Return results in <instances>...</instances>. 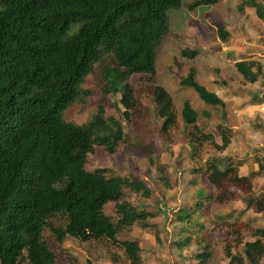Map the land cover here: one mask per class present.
<instances>
[{
	"label": "trees",
	"instance_id": "1",
	"mask_svg": "<svg viewBox=\"0 0 264 264\" xmlns=\"http://www.w3.org/2000/svg\"><path fill=\"white\" fill-rule=\"evenodd\" d=\"M188 1L0 0V264H79L64 247L68 237L86 246L92 257L88 264H144L139 244L121 236L135 226L151 227L154 215L127 197L147 201L153 190L141 177L87 169L98 148L114 155L128 142L122 119L134 118L141 148L144 139L152 142L148 129L154 119L160 121V135L169 144L183 129L186 147H194L189 158L192 172L214 187L209 201L226 205L240 201V195H255L257 178L243 176L232 158L218 155L236 137L223 99L197 81L194 67L179 75L178 83L194 91L207 109L197 110L189 99L179 109L156 80L160 50L172 35V14L221 0H197L191 7ZM250 7L264 20L263 2L243 0L239 9L246 13ZM218 34L223 43H231L233 36L225 25L219 26ZM180 55L188 61L197 58L189 49ZM173 64L182 66L179 59ZM239 65L245 68L240 72L243 79L264 86L260 64ZM136 75L145 77L130 83ZM91 76L106 82L103 89L110 88L109 93L126 84L119 119L107 113L104 102L96 105L97 112L85 124L65 117ZM250 95V105L264 101L258 91ZM147 159L161 185L171 189L167 166L158 163L157 154ZM108 204L114 205L113 216L106 212ZM247 204L246 211L264 215V193ZM196 216L212 220L185 242L201 252L198 260L216 262L212 247L220 237L228 264H264V227L225 220L211 208Z\"/></svg>",
	"mask_w": 264,
	"mask_h": 264
},
{
	"label": "rangeland",
	"instance_id": "2",
	"mask_svg": "<svg viewBox=\"0 0 264 264\" xmlns=\"http://www.w3.org/2000/svg\"><path fill=\"white\" fill-rule=\"evenodd\" d=\"M196 1L189 0L188 5L194 6ZM260 1L264 4V0ZM242 2L243 0H221L217 5H203L193 10L185 7L183 11L173 13L172 35L160 50L156 80L173 95L179 109L188 99L197 110L207 109L194 91L178 83L179 75L185 76L190 67H194L198 73L197 81L223 99L228 124L236 130L232 145L226 152L218 155L232 158L235 164H240L244 173L251 175L255 172L261 173L258 175L263 179L264 165L261 170L259 164H264V157L257 151L255 132L264 131V101L258 103L256 101L253 105H250L249 101L253 99L250 94L255 91L264 96V86L243 79L240 72L245 68L241 70L239 64L255 61L260 64V74L264 77V20L259 18L252 7L243 13L239 9ZM220 25H225L233 36L230 44L223 43L218 34ZM219 45L222 46L221 49L217 48ZM183 49L197 53V58L194 61L183 59L180 55ZM174 59H179L182 66H175ZM144 77L136 75L129 82L134 84ZM224 81L229 85H223ZM103 86L107 88L106 82L99 77H89L81 88L85 92L68 109L65 117L77 124H85L97 112L96 105L104 102L107 113L119 119L117 109H121L119 100L125 93L126 84L114 86L111 93L110 88L107 92ZM235 90L243 94L235 96L233 93ZM144 104L150 106V101L144 99ZM154 120L148 129L152 133L150 135L152 142L144 139L145 144L142 148V136L133 126L134 118L131 117L129 121L120 120L128 142L121 143L114 155L106 153L102 147L98 148L89 158L87 169L107 168L116 175L128 178H132L131 175L141 177L153 190L151 199L147 201H140L134 195L127 197L154 215L151 227L144 229L135 226L121 236V239L128 238L139 244L144 264H211L198 260L197 256L201 252L194 244L185 243L188 238H196V228L212 224V220L201 219L196 215L211 208L213 213L217 216L223 215L225 220L242 219L256 228L264 227V215L245 210L248 200L255 199L259 196L257 194L261 193L260 187L258 189V185L256 186L253 197L240 195L241 199L236 203L221 205L209 201L206 198H209L211 192L215 193L214 187L205 177L192 172L189 158L190 154L194 153V147H186L183 129L176 132L175 142L169 144L160 135V121ZM215 122L212 123V127L216 126ZM261 142H264V135L259 145ZM252 152L255 153V158H248ZM155 154L160 158L158 163L167 166V172L171 175V189L161 185L155 167L151 166L147 159V155ZM224 166L225 163L222 164V167ZM183 209L184 213H181L180 210ZM106 212L113 216L114 205L108 204ZM178 216L185 218L183 223L177 221ZM212 217L211 215L210 219ZM64 247L77 258L79 264H88V260L92 258L84 244L70 237L67 238ZM212 250L216 256L214 264H228L220 237L215 238ZM94 264L112 263L105 261Z\"/></svg>",
	"mask_w": 264,
	"mask_h": 264
},
{
	"label": "crops",
	"instance_id": "3",
	"mask_svg": "<svg viewBox=\"0 0 264 264\" xmlns=\"http://www.w3.org/2000/svg\"><path fill=\"white\" fill-rule=\"evenodd\" d=\"M255 135L257 136V140H256V142L255 143H257L258 144V146H257V151H258V153L260 154V156H263L264 157V142H261V144L259 145V142L262 140V135H264V131H260V132H255ZM248 158H255V153H251L250 155H248ZM244 163H246V164H249L250 162H244ZM238 167H239V169H240V173H242V175L243 176H253V177H256L257 178V183H256V185H258V189H259V187H260V189L259 190H261V193L263 194L264 193V187H261L262 185L264 186V178L263 179H260V176L258 175V174H261V173H254L253 175H251L250 173H244V171H243V169L241 168V166H240V164H236ZM263 165L264 164H262V165H260L259 164V168L261 169V170H263ZM264 171V170H263ZM262 183V184H261ZM260 184H261V186H260ZM261 193H259V194H261ZM259 194H257V195H259Z\"/></svg>",
	"mask_w": 264,
	"mask_h": 264
}]
</instances>
